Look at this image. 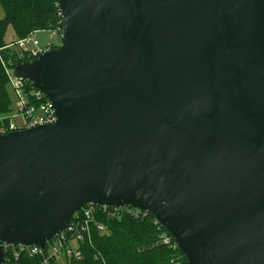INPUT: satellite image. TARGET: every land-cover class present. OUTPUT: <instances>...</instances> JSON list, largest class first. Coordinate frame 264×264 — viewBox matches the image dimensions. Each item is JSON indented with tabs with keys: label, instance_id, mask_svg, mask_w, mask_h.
<instances>
[{
	"label": "water",
	"instance_id": "obj_1",
	"mask_svg": "<svg viewBox=\"0 0 264 264\" xmlns=\"http://www.w3.org/2000/svg\"><path fill=\"white\" fill-rule=\"evenodd\" d=\"M58 1L61 46L15 74L59 118L0 134V264L90 201L150 210L188 264H264V0Z\"/></svg>",
	"mask_w": 264,
	"mask_h": 264
},
{
	"label": "trees",
	"instance_id": "obj_2",
	"mask_svg": "<svg viewBox=\"0 0 264 264\" xmlns=\"http://www.w3.org/2000/svg\"><path fill=\"white\" fill-rule=\"evenodd\" d=\"M7 11V19L16 27L19 38L33 31L47 29L56 30L64 27L58 0H0ZM0 20V114L7 115L13 107L14 98L10 79L2 60L11 61L12 66L18 62L29 61L19 59V52L13 44L2 40ZM61 46V45H60ZM59 45L55 48H58ZM34 83V82H33ZM35 84V83H34ZM155 215L135 218L128 214L116 217L99 215L106 226L104 231L93 228L90 238L82 243L83 258L72 260L71 264H179L183 260L188 264L186 256L175 243L166 244L161 235L167 228L155 222ZM175 242V238L173 239ZM6 264H35L37 257L26 254L18 258L9 257Z\"/></svg>",
	"mask_w": 264,
	"mask_h": 264
},
{
	"label": "built area",
	"instance_id": "obj_3",
	"mask_svg": "<svg viewBox=\"0 0 264 264\" xmlns=\"http://www.w3.org/2000/svg\"><path fill=\"white\" fill-rule=\"evenodd\" d=\"M62 40L64 36V27L53 31ZM36 31L31 32L23 38L17 39L13 44L21 60H35L44 52L55 49V46L49 44L47 47L38 49ZM34 46V47H30ZM6 73L10 79V84L15 95L12 110L9 114H0V134H6L11 131L24 130L36 127L38 125L51 124L58 120L53 102L46 94L39 89L32 80L19 77L12 74L15 66L11 61L2 60ZM122 214H128L135 218H145L152 214L148 209L140 208L131 204L128 205H109L87 202L85 205L74 212L67 226L55 234L52 238L47 239L44 246L39 244H23L3 242L5 252V263L7 253L9 257L18 258L22 254L31 257H37L35 264H55V261L64 256L69 264L72 260L83 258L82 243L90 238L93 228L104 231L106 226L100 221L99 215L107 217H116ZM155 222L163 225L157 217ZM164 226V225H163ZM174 237L169 231L161 235V240L166 244L175 243Z\"/></svg>",
	"mask_w": 264,
	"mask_h": 264
},
{
	"label": "rangeland",
	"instance_id": "obj_4",
	"mask_svg": "<svg viewBox=\"0 0 264 264\" xmlns=\"http://www.w3.org/2000/svg\"><path fill=\"white\" fill-rule=\"evenodd\" d=\"M7 11L5 9V6L3 5L2 2H0V20H3V26H2V40L4 43H10L12 41H16L19 39V34L17 33L16 27L11 21L6 20L7 19ZM36 39L38 44L37 47L38 49L47 47L49 44H52L53 46L57 47L58 45L60 46L62 44V39L58 35H54V32L52 30H47V29H41V30H36ZM34 47V46H30ZM12 74L15 75V69H13ZM12 98L15 99V95L13 94ZM55 264H69L67 261V258L64 256H60L56 261ZM179 264H185L183 260L179 261Z\"/></svg>",
	"mask_w": 264,
	"mask_h": 264
}]
</instances>
